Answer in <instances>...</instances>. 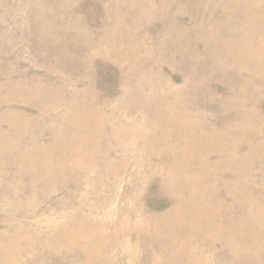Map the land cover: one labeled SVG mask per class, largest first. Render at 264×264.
I'll return each mask as SVG.
<instances>
[{"label": "rangeland", "instance_id": "obj_1", "mask_svg": "<svg viewBox=\"0 0 264 264\" xmlns=\"http://www.w3.org/2000/svg\"><path fill=\"white\" fill-rule=\"evenodd\" d=\"M0 264H264V0H0Z\"/></svg>", "mask_w": 264, "mask_h": 264}]
</instances>
